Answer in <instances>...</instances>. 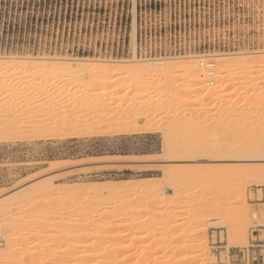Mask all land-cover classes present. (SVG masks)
Returning <instances> with one entry per match:
<instances>
[{
  "label": "rangeland",
  "instance_id": "rangeland-1",
  "mask_svg": "<svg viewBox=\"0 0 264 264\" xmlns=\"http://www.w3.org/2000/svg\"><path fill=\"white\" fill-rule=\"evenodd\" d=\"M221 56L252 64L242 65V72L233 75L235 82L229 83L231 73H218ZM0 59V202L14 207L22 191L40 183H50L59 196L79 194L78 198L99 189L98 196L103 193L104 199L113 187L120 200L128 197L120 203L131 200V213L147 208L149 213L143 212L146 218L161 209L165 230L177 240L186 236L194 221L203 220L199 236L209 239L204 245L205 264H226V255L230 257L227 264H264V178L256 170L264 166V160L231 161L217 154L191 159L179 153L213 138L239 140L245 128L228 126L230 112L241 114L259 101V110L264 109V0H0ZM40 60L48 61L49 66L69 64L71 68L65 67L60 74L49 67L44 71L37 66ZM91 60L100 61L96 70L182 62L197 66L203 88L187 94L183 87L189 77L182 71L167 76L152 72L147 77L153 78L154 86L177 85L176 99L183 102L169 107L165 88L142 99L122 91L128 81L118 76L108 80L103 76L105 83L93 87L96 70L84 69V62ZM113 86L116 90L110 92ZM208 92L214 94L201 99ZM248 95L253 96L247 101ZM186 97L193 103L184 101ZM128 99L141 108L122 107ZM258 119L264 121V115L251 118L260 122ZM65 125L68 127L63 128ZM69 125L79 127L72 128L78 134L70 136L74 132ZM201 131L216 132L211 138ZM195 167L205 169L203 174ZM225 167L233 170L228 171L230 177H223L228 172L219 173L223 184L208 180L207 175ZM243 167L251 168L244 172ZM194 174L206 179L186 181V176ZM175 176H185L184 181L175 183ZM198 187L207 199L193 197ZM161 188L170 193L175 189L172 192L177 191L180 201L166 194L162 205L156 204L160 208L138 202V197L148 195L143 201L151 199L152 206L154 194ZM151 190L155 192L149 197ZM236 198L240 202L233 212L229 207ZM175 201L179 204L174 206ZM216 205L227 210L218 213ZM138 212L130 215L140 222L144 217ZM241 213L249 218L243 225L224 226ZM10 216L7 210L0 212V252L10 232L6 229ZM140 226L134 233L138 239L145 235L144 230L138 235ZM255 234L259 236L253 237Z\"/></svg>",
  "mask_w": 264,
  "mask_h": 264
},
{
  "label": "bare ground",
  "instance_id": "bare-ground-1",
  "mask_svg": "<svg viewBox=\"0 0 264 264\" xmlns=\"http://www.w3.org/2000/svg\"><path fill=\"white\" fill-rule=\"evenodd\" d=\"M225 58L227 57L221 56L219 58L220 60L218 59L220 61L219 62L220 68L218 67L219 69L218 73L220 74L221 73L222 74L231 73L230 76H233L236 73L238 74L239 72H242L241 71L242 65L251 63L249 60H245V59L226 60ZM1 62L2 61L0 59V64ZM98 63L95 60L87 61V62H84L85 67L84 66L83 67L84 69H87V70H90L91 68L96 70L97 66L95 65ZM151 64L145 65V66L133 65V66H129L125 68V70H122V69L118 70L114 68L106 69V68L100 67L98 70L93 72V75H92L93 80L91 79V81H92V84L94 85L92 86L96 87V85H100V86L103 85L102 82L105 83L102 80L103 76H107V78L104 80H108L109 77L118 76L119 78H121V80L123 79L124 81L125 79L128 81V83L125 84L123 88L120 87L122 88V91H124L125 93L132 94V95L134 94L135 96L142 98V99L145 97L152 98L159 93V90L163 91V88H165L166 98L168 99L167 103L169 107H176V105H179L180 103L183 102L182 98H181L182 101L180 103H179L180 98H178L179 99L178 101L176 99L177 94L175 93L174 90L177 85H175V83L168 82L167 84L166 83L159 84V86L157 87L154 86L153 78L147 77V75L150 76L152 72H156L157 75L159 76H167L173 71H179V72L182 71L183 73L186 74L187 78L189 77V79H187V82L185 83L183 87L184 92H186L187 94L193 93L196 90H200L203 88L201 86L202 85L201 82L199 81L200 77L198 75L200 71L198 72V69L196 68L197 66L195 67L194 65H186L182 62H176L173 64H155V65L154 64L151 65ZM68 65L69 64L49 66L48 61L45 62L42 60L38 61V64H37L38 68L44 71L46 69L53 68V70L51 71L53 73L54 71H56L57 74H60L59 71H62V70L64 71L65 67L67 68L70 66ZM11 66L12 65H9V70L11 69L10 68ZM249 70H245V71H247V74H252V71H249ZM183 75L184 74H182V76ZM143 77H145L143 81H140ZM184 78L186 77L184 76ZM235 79H236L235 76L230 77L229 83L235 82ZM108 89H111V87H108ZM108 89H107L108 93L116 90V88L114 89V86L111 89V91L109 90L110 92L108 91ZM212 93L214 94V92L205 93L204 95L201 96V99L210 98L213 95ZM252 96L253 95H248V97H246V100L248 101L250 97ZM186 99L187 100H185L184 98V101L193 103V101H190L189 98L186 97ZM259 102L257 104L254 102L255 104L253 105V107L247 108L246 110L241 112V114H238L235 110L230 112L228 116L230 118V122L228 126L231 125L232 127H234V129L235 127L237 129L238 128L240 129L241 127L245 128V129H242V132L244 133H241L242 135H240L239 140L236 139L235 141H232V140L222 141L221 139H218V138L209 139V140H206L207 145L205 144V141H204V144L200 143L199 145H196L192 148H188L187 146L181 149L180 147L179 148V151L181 149V151L179 152L181 153L180 156H184V158L186 156L191 159L192 158L196 159L199 156L202 157V156H207L208 154H211V155L217 154L221 156V157L219 156L220 159H230L231 161L241 160V159H245V160L246 159L247 160L257 159V160L263 161L264 160V121H262L261 119H258L260 120V122L251 120L252 116L254 117L255 114H258L259 116L264 115V109L262 108L263 109L262 112L259 110L260 109L258 107ZM122 107H125V109H128V110L134 107H136L137 110L141 108V106L136 104V101L132 99L131 100L128 99L127 101H124V106ZM229 118H225V119H229ZM197 125L198 124H196L195 126L197 127ZM65 126L66 127H63V128L68 127V125H65ZM69 126H70L69 128H71V131H73L77 127V126L73 127L71 125ZM72 128L74 129L72 130ZM75 132H77V130H75ZM75 132L74 133L70 132L68 134H70V136H72L73 134H78ZM201 133L202 135L210 134L211 138L214 137L215 135L213 132H211L213 134L209 132H205V131H201ZM207 142L208 143L210 142V143L208 144ZM230 168L225 167V168H221V170L218 168L219 171L216 169L218 175L216 173V170H214L215 173L214 172L213 173L215 175H212L213 173L212 174L210 173L211 175L209 176L207 175V178L209 181L210 179L211 180L213 179L214 182H215V179H216V182L220 180V183L223 184L224 181H221V179H223V177L229 176L227 174H230L229 173L230 170L231 172L233 170ZM240 168L239 169L242 170V167ZM246 168H249V167H243L244 172H247ZM185 169H188V168H185ZM196 169L198 168L195 167V170ZM202 169L203 168H200L198 169V171L201 170L202 172L201 171L200 172L203 174L205 169L204 170ZM206 169L207 171H209L210 169H213V168H210L209 170L208 168ZM180 170H183V169H180ZM195 170H193V173H195L194 172ZM240 170L238 172L243 173V171H240ZM256 170L258 172L257 174L260 177L264 178V166L256 167ZM223 171H225V173L229 171L228 173H226L227 176L222 177L221 176L222 174L219 175V173L220 172L222 173ZM188 172L189 171L187 172L185 171L186 174ZM180 173H183V172H180ZM202 174L201 175L198 174L201 177L196 176L195 174L186 176L187 178L186 181H188L189 179L190 180L193 179L194 181V179H196V181H199L198 183H200V179L201 180L206 179L204 178V176H202ZM176 176H175L176 180H174L176 181L175 183L180 182V180L181 182L184 181V179L182 180V177H185V176H181V178L180 176L178 177ZM241 177H244V176H241ZM255 180H257V178ZM162 186L163 185H161V187ZM201 186L203 187V185ZM201 186L200 188H202ZM93 187L96 188L95 186ZM220 187L222 188L223 186L220 185ZM110 188L111 187H109L107 191L108 192V194H106L107 197L104 199L101 196V194L103 193H101L100 196H98L99 189L92 192L93 194L91 193V195H89L87 190L85 189L86 194H88L89 196L85 195L84 197L78 198L77 195L79 194H77L76 197L75 196L73 197V195L71 197L69 196V194L68 195L64 194L65 197H63V195L62 196L57 195V193L54 191L50 183L49 184L40 183L37 185H33V187H31L30 189L27 188V191L26 190L22 191L24 192L22 193L23 195L22 194L19 196L17 195L18 197L17 196L16 197L18 199H16L17 201L15 200L17 203L15 202L14 207H9V205L7 206V204L5 203L6 201L0 202V212L5 213V211L7 210V212H10L12 215L9 217L10 224L7 223L8 225H6L7 226L6 229L9 227V229L7 230H9L10 232L8 231L5 232V233L8 232L7 236H5L6 245H5V249L2 252H0V259H4L5 261H3V263L1 264H195V262L197 261L200 262V264H205L204 258H203L204 248H205L204 245L208 242L209 239L206 236H203V237L199 236L200 232L203 230V226H204L203 220L194 221L191 224L190 229L187 231L186 236H183L182 234L183 237L181 238L178 237V240H177L174 235H170L165 230L166 226L164 225L165 222L163 219V215L162 213L160 214L161 209L159 210V214L157 215H156V212L153 211V213L155 212L154 214L156 215V217H154L155 215L151 212L153 215L151 214L152 216H146V218L144 217V213L146 214V212L148 211V210L146 211L147 208L145 209V211L143 210V208L142 210L140 209L142 211L140 213L138 212L139 210L134 209L139 213L138 215L139 217H141V219L142 217H144V219H142L140 222L135 221V218L132 219L133 217H131V215H133L134 212H135L134 215H137L136 214L137 212L134 211L131 213V211L133 210L132 207L134 206V205L132 206V204L130 203L131 200L130 199H129L130 201L125 200L126 202H129L128 204L120 203L121 201H124L123 200L124 198L128 199V197L122 196L123 199L120 200L121 198L119 199L117 196L118 193L116 194L117 190L114 189L115 190L114 191L113 187L110 190ZM200 188L198 187L197 190L199 191L198 192L196 191L197 192L196 195L194 194L193 196L195 198L197 197L196 199L203 197V196H205L203 198H206V195H203L205 191L202 192L203 189H200ZM142 190H144L143 187H142ZM147 190L145 191V194H144V191L142 192L144 197L147 194L146 193ZM139 191L140 190L136 191V193L137 192L139 193ZM172 191L170 193V191H166V189L164 188H161L160 190H158L156 194L153 193L155 191L153 192L152 190L151 192L149 191L148 192V194H150L149 197L152 196V194H154L155 203L154 201H152L153 203L152 206L150 205V202H149L151 201L150 198H149L150 200L145 201L146 203L143 201V199L144 200L148 199V195L146 196L147 198L141 197L142 198L141 199L140 197H138V200L140 201H138L136 198L135 199L136 201L141 202V205L142 204L145 205L149 203V206L148 205L147 206L151 208V207H154V205L156 204H161L163 202L162 199H164L166 194L168 195L169 199L170 198L178 199L179 196L176 193L177 191H175L174 193ZM79 192H80V189L78 190V193ZM95 192L97 193L94 194ZM82 195H83V192H82ZM97 196L101 197L102 200L106 199V201L100 200ZM138 196H140V194ZM195 198L193 200L194 202H195ZM203 198L202 200L204 201L205 199ZM209 198H212V194H211V197ZM237 198H236V201L234 202L231 201L233 202V206L229 207L231 210H234L233 208H234V205H236V202H240L238 201ZM141 200L143 201V203ZM232 200H235V199H232ZM176 203L179 204V202L175 201L174 206ZM125 204H127V206H125ZM134 204L136 205V203ZM227 205H228V202H227ZM16 206L19 209H21V212L18 211L19 209H17ZM136 206L138 207V205ZM147 206L145 205L144 207H147ZM180 206H181V203H180ZM180 206L179 207L176 206L175 209L179 210ZM224 206L219 207L218 205H216V207L220 209L218 213H220L221 210H222L221 212H223V209L224 210L226 209V207ZM160 207L161 206H159L158 208ZM155 209L157 208H154V210ZM231 210H228V211H231ZM150 211H152V209H150ZM233 212H235V210ZM147 213H149V211ZM142 214L143 216H141ZM252 218L255 219L256 218L255 215L252 216ZM247 219L249 218H247V216L244 213H241L239 214V217L236 221L234 220L233 222L231 221L225 222L226 224L224 226L227 228L232 227V226L236 227L237 224H239L240 226V225H243L244 221ZM137 222H139V225ZM124 223L127 224L126 226L128 227L130 231L126 228ZM140 223H141V226H140ZM139 226L140 228L142 227L144 229L141 228V230L138 231L139 232L138 235H140L142 230H144L145 235L144 236L141 235L142 237L138 239L139 236H134V233H136V231L139 230ZM261 226H264V224H262ZM168 228H169V225L166 229ZM173 230L175 229L173 228ZM241 235L243 236V234ZM258 236H259L258 234H255L253 237H258ZM240 239H242V237ZM62 243L64 244L63 245L64 248L62 247L63 250L61 249L60 251H58V248L60 245H62ZM20 246L24 247V249L21 250ZM31 246L32 248H30ZM29 248L32 249L31 251L33 252L29 251L31 254L29 253L30 256L26 257V255H28L26 250H28ZM238 252L240 254L243 253V251L240 249ZM224 260L225 262L228 263L230 261L229 255H226Z\"/></svg>",
  "mask_w": 264,
  "mask_h": 264
},
{
  "label": "built area",
  "instance_id": "built-area-1",
  "mask_svg": "<svg viewBox=\"0 0 264 264\" xmlns=\"http://www.w3.org/2000/svg\"><path fill=\"white\" fill-rule=\"evenodd\" d=\"M209 67V66H208ZM257 238V237H256Z\"/></svg>",
  "mask_w": 264,
  "mask_h": 264
}]
</instances>
